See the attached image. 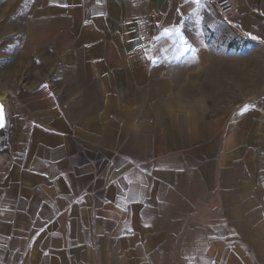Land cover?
Instances as JSON below:
<instances>
[{
    "label": "crops",
    "instance_id": "0c3cea01",
    "mask_svg": "<svg viewBox=\"0 0 264 264\" xmlns=\"http://www.w3.org/2000/svg\"><path fill=\"white\" fill-rule=\"evenodd\" d=\"M213 9L0 0V264H264V82L206 108Z\"/></svg>",
    "mask_w": 264,
    "mask_h": 264
},
{
    "label": "rangeland",
    "instance_id": "374dc122",
    "mask_svg": "<svg viewBox=\"0 0 264 264\" xmlns=\"http://www.w3.org/2000/svg\"><path fill=\"white\" fill-rule=\"evenodd\" d=\"M205 18L214 63L206 77L203 96L206 108L216 110L226 108L229 103L236 104L257 91L264 82V50L241 38L215 10ZM7 83V77L0 73V84Z\"/></svg>",
    "mask_w": 264,
    "mask_h": 264
},
{
    "label": "built area",
    "instance_id": "2783aa9c",
    "mask_svg": "<svg viewBox=\"0 0 264 264\" xmlns=\"http://www.w3.org/2000/svg\"><path fill=\"white\" fill-rule=\"evenodd\" d=\"M218 13L223 22L232 26V20L236 15L235 4L233 0H207Z\"/></svg>",
    "mask_w": 264,
    "mask_h": 264
},
{
    "label": "water",
    "instance_id": "95a60500",
    "mask_svg": "<svg viewBox=\"0 0 264 264\" xmlns=\"http://www.w3.org/2000/svg\"><path fill=\"white\" fill-rule=\"evenodd\" d=\"M7 100L0 97V107H2L3 112V121H4V127H0V137H4L6 132L9 129L10 124V114H9V108L7 104Z\"/></svg>",
    "mask_w": 264,
    "mask_h": 264
},
{
    "label": "snow or ice",
    "instance_id": "6c2138e0",
    "mask_svg": "<svg viewBox=\"0 0 264 264\" xmlns=\"http://www.w3.org/2000/svg\"><path fill=\"white\" fill-rule=\"evenodd\" d=\"M0 127H4L2 107H0Z\"/></svg>",
    "mask_w": 264,
    "mask_h": 264
}]
</instances>
